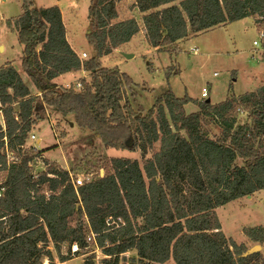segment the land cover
I'll use <instances>...</instances> for the list:
<instances>
[{
	"label": "trees",
	"instance_id": "1",
	"mask_svg": "<svg viewBox=\"0 0 264 264\" xmlns=\"http://www.w3.org/2000/svg\"><path fill=\"white\" fill-rule=\"evenodd\" d=\"M134 1L152 49L243 19L264 30V0ZM20 2L21 15L7 26L17 34L22 69L38 94L12 64L0 68V264H52L54 256L61 264L81 257L94 264L90 248L100 250V264H121L129 252L144 264H264V227L243 230L263 249L246 255L251 249L223 234L215 212L264 190V88L215 105L178 99L167 89L141 116L132 80L99 63L140 32L134 19L115 22L114 0H90L86 40L94 57L88 61L70 47L57 6ZM262 49L264 60V41ZM80 72L90 80L53 90L55 80ZM188 106L195 111L187 114ZM47 108L72 115L105 150L139 153L141 162L99 158L94 169L103 176L86 172L75 186L70 172L45 160L50 149L27 145ZM240 111L246 123L239 122ZM37 162L45 171L35 175Z\"/></svg>",
	"mask_w": 264,
	"mask_h": 264
},
{
	"label": "rangeland",
	"instance_id": "2",
	"mask_svg": "<svg viewBox=\"0 0 264 264\" xmlns=\"http://www.w3.org/2000/svg\"><path fill=\"white\" fill-rule=\"evenodd\" d=\"M32 1L34 8H50L57 5L60 0ZM61 1L67 41L80 59L81 54L86 55L82 61H88L94 57L93 49L86 40L89 0ZM20 5V0L4 2L0 0V68L6 63L12 64L31 93L37 95L38 92L21 66L22 47L18 43L17 34L12 27L7 26L9 20H15L21 15ZM67 7L72 11L77 8L72 17L76 19H71L69 13H66ZM114 10L117 13L115 22L134 19L140 27V32L128 44L113 50L109 56L100 58L99 63L102 68L118 69L132 80L134 83L132 92L135 95L133 105L135 110L140 112L139 115L145 116L153 108L155 99L167 89H170L178 99L187 96L197 101L209 100L215 105L231 95L238 97L264 88V60L261 58L263 50L261 46L253 47V42L258 41L261 29L255 27V30L251 26V20L245 19L225 28H216L158 50L150 48L145 40L142 18L138 14L134 0H114ZM125 55L132 58L127 60ZM79 78L90 80L87 72H80ZM61 87L64 88L54 85L53 90L59 92ZM203 89L209 93L208 99L201 98ZM186 110L189 114L195 111V107L188 106ZM46 111L45 121L32 131L27 145L37 150L50 149L44 154L45 160L60 169H69L74 181L77 179L83 181L86 172L91 173L92 177L96 176V173H99L100 177L103 176L102 170L97 172L94 169L100 167V164L96 163L99 158L131 159L141 162L139 153L105 150L96 135L78 127L72 115L62 117L51 109L47 108ZM238 117L240 123H246L245 113L240 111ZM211 131L213 134L219 132L213 125ZM31 137L35 140H31ZM53 146L56 147L52 148ZM158 146L156 145V149ZM151 155L149 153L147 157ZM32 171L38 175L45 171V167L37 162ZM215 212L222 232L227 238L238 245L245 244L249 249L258 246L246 239L243 230L264 227V190L219 207ZM50 249L52 250V247ZM90 250L93 253L94 264H100L103 258L100 250L96 248ZM62 251L64 252V249ZM257 252L263 253V249L260 247ZM84 259L81 257L63 264H82ZM52 264L61 263L54 256ZM121 264L144 263L139 261L135 252H129L122 258Z\"/></svg>",
	"mask_w": 264,
	"mask_h": 264
},
{
	"label": "built area",
	"instance_id": "3",
	"mask_svg": "<svg viewBox=\"0 0 264 264\" xmlns=\"http://www.w3.org/2000/svg\"><path fill=\"white\" fill-rule=\"evenodd\" d=\"M264 41V31L263 30H261V32L258 34V41H254L253 42V47H260L261 46V49H262V42ZM263 50V49H262ZM86 58V55L85 54H81V59L83 60V59H85ZM77 81V80H76ZM76 81H73L72 83H68V84H65L64 85V88L65 89H67V88H69L72 84H74ZM79 89H80V86L79 85H76V90L77 91H79ZM40 95V94H39ZM201 98L202 99H207L208 98V92L205 90V89H203L202 90V92H201ZM31 140H35V138L34 137H31ZM73 181V184L75 185V186H77V187H79V186H81L82 185V183H83V181L82 180H80V179H77V180H72ZM0 196H1V193H0ZM108 226H112V225H114V222H110V223H108L107 224ZM93 235L92 234H90L89 235V238H88V242H92V240H93ZM78 251V249H77V247L74 245V246H72L71 247V253L73 254V253H75V252H77Z\"/></svg>",
	"mask_w": 264,
	"mask_h": 264
},
{
	"label": "crops",
	"instance_id": "4",
	"mask_svg": "<svg viewBox=\"0 0 264 264\" xmlns=\"http://www.w3.org/2000/svg\"><path fill=\"white\" fill-rule=\"evenodd\" d=\"M3 2H4V0H2ZM63 3V1H58L57 2V5H55V6H57L58 8H59V10H60V13H61V16H63V22H64V24H65V19H64V12L62 11V9H61V4ZM89 3H90V0H89ZM175 4H177V3H175ZM88 7H89V5H88ZM87 10H88V8H87ZM76 11H77V8H74L73 9V11L71 10V8L70 7H67V12L66 13H69V15L71 16V19H76V18H72L73 17V14L74 13H76ZM65 13V14H66ZM133 13H135L134 11H133ZM138 14L141 16V18H142V14H140L139 12H138ZM243 20H245V19H243ZM249 20H251V19H249ZM240 21H242V20H240ZM240 21H238V22H240ZM88 26V25H87ZM251 26L252 27H254V29H255V25H254V23H253V21L251 20ZM256 30V29H255ZM204 34V33H203ZM79 76H80V73H77V74H68V75H65V76H62V77H60V78H58L57 80H55L54 82H53V84L54 85H60V86H64L65 84H68V83H72L73 81H76V80H78V79H81V78H79ZM233 81L235 82V79H233ZM208 95H209V93H208ZM201 96V95H200ZM208 99V98H207ZM36 143H39V141H36ZM66 170H68V172H70V170L69 169H66ZM70 174H71V172H70ZM136 254V253H135ZM78 259V258H77ZM72 261V260H71ZM71 261H69V262H71Z\"/></svg>",
	"mask_w": 264,
	"mask_h": 264
},
{
	"label": "water",
	"instance_id": "5",
	"mask_svg": "<svg viewBox=\"0 0 264 264\" xmlns=\"http://www.w3.org/2000/svg\"><path fill=\"white\" fill-rule=\"evenodd\" d=\"M125 58H126L127 60H129V59L132 58V56H130V55H125ZM102 172H103V171H101V173H102ZM101 177H102V176H101ZM257 249H260V247L257 246V247L252 248L251 250L248 251V253H247L246 255H251V254L256 253V250H257Z\"/></svg>",
	"mask_w": 264,
	"mask_h": 264
}]
</instances>
